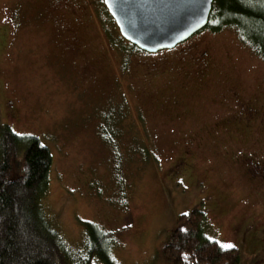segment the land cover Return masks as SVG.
<instances>
[{
  "label": "rangeland",
  "instance_id": "obj_1",
  "mask_svg": "<svg viewBox=\"0 0 264 264\" xmlns=\"http://www.w3.org/2000/svg\"><path fill=\"white\" fill-rule=\"evenodd\" d=\"M133 47L104 0H0V122L52 153L43 208L68 264L85 222L116 264H170L200 207L210 239L264 264V58L233 26Z\"/></svg>",
  "mask_w": 264,
  "mask_h": 264
},
{
  "label": "trees",
  "instance_id": "obj_2",
  "mask_svg": "<svg viewBox=\"0 0 264 264\" xmlns=\"http://www.w3.org/2000/svg\"><path fill=\"white\" fill-rule=\"evenodd\" d=\"M229 26L264 58V0H214L205 28ZM51 167L52 153L39 137L17 134L0 122V264H68L72 253L43 208ZM205 215L201 207L181 214L164 256L170 264H241L237 248L225 250L206 235ZM83 226L87 258L77 264H116L112 234L92 222Z\"/></svg>",
  "mask_w": 264,
  "mask_h": 264
},
{
  "label": "water",
  "instance_id": "obj_3",
  "mask_svg": "<svg viewBox=\"0 0 264 264\" xmlns=\"http://www.w3.org/2000/svg\"><path fill=\"white\" fill-rule=\"evenodd\" d=\"M123 37L148 51L174 48L204 29L214 0H104Z\"/></svg>",
  "mask_w": 264,
  "mask_h": 264
},
{
  "label": "snow or ice",
  "instance_id": "obj_4",
  "mask_svg": "<svg viewBox=\"0 0 264 264\" xmlns=\"http://www.w3.org/2000/svg\"><path fill=\"white\" fill-rule=\"evenodd\" d=\"M234 247V245L233 244H224V245H222V248L223 249H225V250H227V249H231V248H233Z\"/></svg>",
  "mask_w": 264,
  "mask_h": 264
}]
</instances>
